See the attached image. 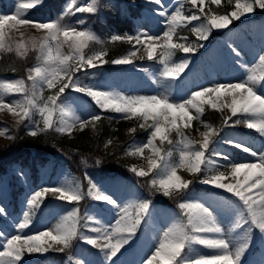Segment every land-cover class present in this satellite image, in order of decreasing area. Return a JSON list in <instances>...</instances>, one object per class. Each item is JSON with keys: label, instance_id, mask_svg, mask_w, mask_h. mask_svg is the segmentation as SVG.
I'll list each match as a JSON object with an SVG mask.
<instances>
[{"label": "snow or ice", "instance_id": "1", "mask_svg": "<svg viewBox=\"0 0 264 264\" xmlns=\"http://www.w3.org/2000/svg\"><path fill=\"white\" fill-rule=\"evenodd\" d=\"M150 2L161 4V0ZM229 2L231 3V0ZM41 3L42 0H17L13 14H0V51H15L20 57H25L29 51L37 52V63L27 69L26 78L0 80V109H7L9 113L19 117L18 123L28 121L32 124L29 134L33 137L50 130L71 134L77 125L82 131L89 123L94 126V122L101 120V114H92L87 119H82L73 113L65 103L66 90L91 98L100 113L112 112L120 114L124 119L135 117L145 122L150 120L151 123L145 129L148 132L146 142L129 149L127 153L146 159L148 167L145 170L143 167L132 166L129 171L137 177H149L151 174L148 183L152 190L162 193L165 197L180 196L182 199L177 204L181 217L162 232L154 250L142 264H241L242 257L251 245L253 231L258 230L264 239V150L254 151L242 140L212 139L213 136H219L220 130L211 124H204L201 117L205 105H210L218 111L227 108L230 115L223 119L225 126L243 124L247 129L264 136V93L258 90V85L264 83V54L259 56L251 68L244 66L247 76L242 81L201 86L191 91L187 98L178 101L164 93L125 95L99 86L83 84L77 72H82L88 77L94 75L89 70L104 64H134L133 58L139 51L137 45H140L149 61L155 59L162 65L161 80L175 81L190 64L187 54H194L204 47L203 43L187 42V37L178 36L180 28L199 21L191 31L199 41H206L213 30L227 29L234 20H240L257 9L264 10V0H235L232 11L226 14L211 9L205 12L206 0H182L170 15L166 11L157 10L158 15L165 17V29L160 35H152L146 31L112 35L109 42H127L132 48L110 61L104 59L107 49L102 48L91 55L85 54L84 49L90 42L103 43L92 31L80 30L73 24L62 22L65 17L75 16L77 13L95 14L98 10L97 0H90L82 6H78L76 0H71L56 20L42 22L26 18L29 10L35 9ZM185 3L196 11L185 15ZM210 4L220 6L222 0H210ZM84 23L83 19L75 22L76 25ZM25 25L43 30L45 35L42 40L26 41L22 32L19 41H14L6 35V30L19 31L20 27ZM174 37L185 42H176ZM65 44L68 46L67 52L63 51ZM157 48L163 49L159 56ZM232 50L237 56L240 55L235 48ZM177 51L185 54V58L179 62L173 59ZM73 62H76L75 67ZM45 88L56 91L44 96ZM8 96H20L22 99L7 101L5 98ZM222 96L230 97V102L218 103ZM35 115H39L40 119L33 120ZM68 116L71 117L70 122L65 119ZM233 117L236 119L233 120ZM194 120H200L208 129L201 134L203 140L199 145L185 134V130L191 127ZM178 121H181L182 125ZM140 127L145 128V124H140ZM129 131L134 133L136 129L131 128ZM8 133L7 127L0 130V136L14 139ZM173 133L176 135L175 141L171 139ZM157 140L160 145L164 142L172 145L179 154L178 161L172 159L173 149H163L156 144ZM221 141L249 154L254 160H232L228 153L218 149L217 145ZM145 149H148L151 155L145 157ZM220 160L228 161V164L221 165ZM220 167H227L230 171L226 174L219 170ZM178 168L186 170L198 179L199 174L207 169L200 183L222 189L235 198L233 203L236 204L238 218L231 231L243 229L242 236L231 238L218 222L214 209L187 197V190L193 181L179 175ZM18 175L23 176V172L19 171ZM84 176L88 182L86 193L79 183L68 182L42 187L26 198V210L15 226L17 234L0 232V264H23L25 253L47 252L53 248V243L60 245L56 250L64 252L72 248L76 239L98 249L103 255V264H116L114 258L136 236L149 214L151 202L139 200L121 206L112 195L102 191L87 172ZM229 177L235 182H229ZM49 196L70 205H79L87 196L94 201L113 206L116 218L113 223L105 225L87 212L81 217L79 207L74 206L52 228L26 234L24 230L30 229L33 216ZM5 214V208L0 206V215ZM81 227L85 231H81ZM193 245H200L210 251L192 255ZM67 264H82V261L69 253Z\"/></svg>", "mask_w": 264, "mask_h": 264}, {"label": "rangeland", "instance_id": "2", "mask_svg": "<svg viewBox=\"0 0 264 264\" xmlns=\"http://www.w3.org/2000/svg\"><path fill=\"white\" fill-rule=\"evenodd\" d=\"M47 1L48 0H42V3L38 7L29 10L26 18L42 22L56 20L64 11L66 5L71 2V0H66L60 6L59 10L45 12L47 7L44 5ZM149 1L150 0H128L126 2L124 0H97L98 10L95 14L77 13L75 16L65 17L62 22L75 25L77 20L83 19L85 21L83 25H77L78 29L92 31L98 37L99 41L103 42L97 43L93 41L89 43L84 51L85 54L91 55L94 53V50L103 48L102 45H104L106 37L109 36L107 33L100 31L101 23L104 22L107 11L118 10L120 15L129 18L132 25L130 26L128 23V28L125 33L136 34L140 31H146L152 35H160L165 29V17L158 15L157 10L166 11L170 15L182 2V0H161V4L157 5L153 2L149 3ZM225 1L228 2L231 8L230 11H232L235 0H231V3L229 0H222V3ZM16 2L17 0H0V14H13ZM88 2H90V0H76L78 6L85 5ZM208 3H210V0H206L205 12H208ZM130 7H132L133 10H131ZM193 11H196V9H192L191 5L187 3L184 4L185 15H189ZM127 14H129V16H127ZM152 14L156 16H152ZM198 23L199 21H194L192 24L185 27L186 31L191 32L194 38L191 42L203 43L204 47L198 49L194 54H187L190 58V64L184 73L175 81L161 80L160 70L162 65L155 59L149 61L144 48L140 45H137L139 51L136 57L133 58L134 64L113 65L108 63L110 65L104 64L96 69L89 70L94 73L92 76L86 77L81 74L82 72H77V75L80 76L81 83L83 84L99 86L108 90H111L109 83H116L118 86L117 89H119L126 86L130 81L132 84L137 85V88H142L143 85L148 89L160 88L161 86L163 90L167 89L171 99L177 101L187 98L191 91L201 86H211L218 83H235L245 79L247 72L244 66L251 68L258 61L259 56L264 54V10L257 9L253 13L241 17L240 20H234L227 29L213 30L206 41H199L197 36L191 31V28ZM15 33V30H6L7 36L12 37L14 41H19L21 37L16 36ZM114 34L118 33L114 31L110 32L111 36ZM44 35L45 32L43 30H37L35 34L26 33L23 38L26 41L35 40L40 42ZM109 41L110 39L108 42ZM119 42L120 41L110 43L116 44ZM121 43L126 45V52L132 48V45L127 42ZM95 45H97V48ZM233 48L240 53L239 56L233 52ZM63 51H68L67 44L64 45ZM162 51V48H157V56H159ZM1 52L3 51H0V53ZM13 52L15 53V51ZM26 56L33 57L34 62L32 66L37 63L36 51H29ZM141 56L144 58L141 59ZM182 58H185V54L180 51H177L176 55L173 57L177 62ZM104 59L107 60V57L105 56ZM75 63L76 62H73V67H75ZM120 67H124V70ZM27 74L26 69L24 78H26ZM19 78L21 77H18L16 74L0 76V80L9 81ZM153 81H156V83H153ZM258 90L264 93V83L258 85ZM55 91L56 89L49 90L45 88L43 94L44 96H48L54 94ZM72 93L76 94L79 98L87 97L82 93ZM5 99L11 101L13 99H22V97L13 96L10 98L8 96ZM89 99L91 100V98ZM230 99L231 98L228 96H222L218 103L222 104L225 101L230 102ZM205 108L215 110L212 109L210 105H205L204 109ZM84 109L85 113L81 116L82 119H87L92 114L100 113L93 102H91V104L85 102ZM220 113L222 115L219 121L212 125L215 129L220 130V134L218 137L213 136L212 139L221 140V138H223L242 140L254 151L259 152L264 150V136H260V134L254 130L247 129L243 124L225 126L223 124V119L225 116L230 115V111L225 108L223 111H220ZM117 115L120 119L131 123V125L123 131V138H121V140L117 137L113 140H107L103 145V153H109L114 146L118 147V163H121L125 167L117 165L114 170H110L105 163L100 164L97 163V161H91V158H88L86 154L87 152L82 151L80 154L68 147L53 148L51 146L47 148V152H44L46 154L43 155L46 159V164L35 166L38 174V182L35 184L32 176L33 170L28 163H11L6 167L5 174L3 173V175L0 176V206L4 207L6 210L5 215H0V232L8 235L17 234L15 226L22 217L23 211L26 210V198L35 190L45 186H57L72 182L79 183L82 190L86 193L88 182L84 174L87 172L88 176L92 178L101 190L112 195L121 206L139 200H148L151 202L149 214L142 222L136 236L128 245L121 249L117 257L114 258L116 264H142V261L154 250V246L158 243V238L162 232L176 223L181 217L180 210L176 204L180 202L182 197L179 196L175 203L174 200H170V197H165L162 193H157L150 188L148 181L151 178V174L149 177H137L129 171V168L132 166H136L137 168L143 167L145 170L148 167L146 159L138 155L132 156L127 154L129 149L135 148L146 142L148 133L144 131V136L142 138H138L137 136L130 138L132 132H130L129 129H146L151 121L145 122L135 117L124 119L120 114ZM101 116L106 117L105 114ZM39 119V115L33 117V120ZM56 119L58 120L59 116ZM235 119L236 117H233V120ZM18 121L19 117L9 113L7 109H0V130L7 127L9 129L8 135L14 138L15 134L24 133L25 136L27 135L32 140L41 138L43 141V136L51 131L33 137L29 134V128L33 127V125L29 124L28 121H24L23 123H18ZM70 121L71 120H69V122ZM142 123L145 124V128L140 127ZM178 123L182 125L181 121H178ZM229 124H231V121ZM98 127L99 121H96L94 122V126L93 123H89L82 131L79 125H77L73 128L71 134H58L67 139H72L83 131L95 135L98 131ZM190 128L185 130V134L199 145L203 140L201 134L208 131V129L204 128L203 130L197 131L194 128V131H190ZM171 139L174 141L176 140L175 133L172 134ZM13 140L14 139L7 138V136H0V148H4L7 144H11ZM108 141H111V143L109 144ZM106 144L107 146H105ZM156 144L160 145V142L157 140ZM160 146L165 150L172 148V159L173 161H178L179 154L172 145L164 142L163 145ZM217 147L220 151L228 153L232 160H254L249 154L242 152L240 149H235L222 141ZM36 151L37 150L29 151V153L32 154L31 157H34L35 161L39 160V158H37V153L39 152ZM149 155H151L150 151L145 149L144 156L147 157ZM219 164L227 165L228 161L220 160ZM219 170L226 174L230 171L227 167H220ZM19 171L23 172V176L18 175ZM177 172L185 179L193 181L186 193L188 198L204 203L205 206H210L214 209V214L218 222L224 228L225 233L229 234L231 238L235 239L242 236L243 229H237L235 232L231 231L238 218L237 207L236 204L233 203L235 198L222 189L200 183V179L207 173V169L199 174V179L182 168H178ZM229 182L234 183L235 181L229 177ZM19 187H21L20 192L18 191ZM12 190H14V192ZM15 191L18 196L15 201H13L12 192L16 193ZM74 206L79 207L81 217L87 212L105 225L113 223L116 218V210L113 206L104 202L94 201L87 196L84 200L79 202V205L66 204L65 202L57 201L49 196V199L45 201L41 209L33 216L32 225L30 229L24 230L25 233L34 234L37 231L52 228L55 224L59 223L63 216L66 215L67 211ZM83 223L84 221L82 219L81 225H83ZM81 231H85L83 227H81ZM85 234L89 233L85 232ZM50 243L52 242L50 241ZM253 246L254 248H252ZM59 247L60 245L53 243V248L49 249L47 252L25 253L23 264H67L69 253L76 259L81 260L82 264H103L104 258L102 253H100L98 249L82 242L80 239L73 241L70 250L60 252L56 250ZM209 251L210 250L200 245H193L192 255L207 253ZM241 264H264V239L261 238L258 230L253 231L251 245L242 257Z\"/></svg>", "mask_w": 264, "mask_h": 264}, {"label": "trees", "instance_id": "3", "mask_svg": "<svg viewBox=\"0 0 264 264\" xmlns=\"http://www.w3.org/2000/svg\"><path fill=\"white\" fill-rule=\"evenodd\" d=\"M63 1L64 0H49L46 4L47 7L51 9H58ZM228 8V4L224 6L210 5L212 11L220 14L226 13ZM128 23L130 26L132 25L131 21L122 18L119 14L107 11L105 20L101 23L100 31L109 32L110 29H113L118 33L124 34V32L127 31ZM184 30L185 28H180L178 30V36L182 34L186 35L189 40L192 39L191 35L188 32H184ZM108 40L109 36L106 37V47L103 49H107L109 61L126 52V45L124 43L119 42L114 44L108 42ZM31 62L32 61L28 56L23 59L15 55L14 52H2L0 54V75L13 72L22 74L25 67L31 64ZM218 118L219 113L217 111H209L205 109L201 120H203L204 124H214ZM204 124H202L200 120L193 121V126L197 130L204 128ZM129 125H131V123L122 121L118 119L116 115L109 113L99 121L98 131L95 135L83 131L78 133L79 135L76 137L67 139L56 132H49L47 135L45 134L43 136L42 141L41 138L32 140L27 135L25 136L24 133L15 134V138L11 144H7L4 148H0V170H3L5 164L19 161L26 162V160H30V150H37L36 152H39L40 154H46L44 152H47V148L51 146L53 148L68 147L80 154L82 151L87 152L86 154L88 158H91V161H99L100 164L105 163L109 169L114 170L117 165H122L121 163H118L117 159L119 154L118 147L114 146L109 153H103V145L107 140H113L115 137L121 140V138H123V131L128 128ZM138 131L139 130L135 131V135L138 138H142L144 136V131ZM40 158L39 163L43 164L45 158L41 156ZM36 179L35 176L34 180Z\"/></svg>", "mask_w": 264, "mask_h": 264}, {"label": "bare ground", "instance_id": "4", "mask_svg": "<svg viewBox=\"0 0 264 264\" xmlns=\"http://www.w3.org/2000/svg\"><path fill=\"white\" fill-rule=\"evenodd\" d=\"M148 3V2H147ZM149 3H151L149 1ZM152 16H156L154 14H152ZM74 25V24H73ZM74 26L77 27V25L75 24ZM39 30L34 28L33 26L30 25H25V26H21L19 31L15 30V34L18 37L20 36V33H23V37L26 33H33L35 34V32ZM121 69L124 70V67H120ZM82 75H84L83 73H81ZM217 78V77H216ZM102 83V82H101ZM111 90L123 93L125 95H156V94H160V93H164L168 95V91L167 89L163 90V87L160 86V88H155V89H148L145 85L139 88H137V85H134L131 83V81L126 85L123 86L119 89H117V84L116 83H109ZM64 96L67 97V99L65 100L66 105L71 109V111L73 113H75L76 115H79L80 117L85 113V109H84V103L87 102L88 104H91V100L88 97L85 98H79L76 94L72 93L70 90H66ZM10 98H12L13 96H9ZM91 107V105H90ZM58 114L56 116V118H58ZM65 119L67 120H71V117H65Z\"/></svg>", "mask_w": 264, "mask_h": 264}]
</instances>
